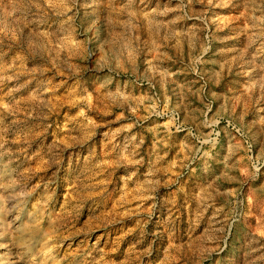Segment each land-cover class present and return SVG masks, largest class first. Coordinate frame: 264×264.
Masks as SVG:
<instances>
[{"label":"rangeland","instance_id":"374dc122","mask_svg":"<svg viewBox=\"0 0 264 264\" xmlns=\"http://www.w3.org/2000/svg\"><path fill=\"white\" fill-rule=\"evenodd\" d=\"M0 264H264V0H0Z\"/></svg>","mask_w":264,"mask_h":264}]
</instances>
